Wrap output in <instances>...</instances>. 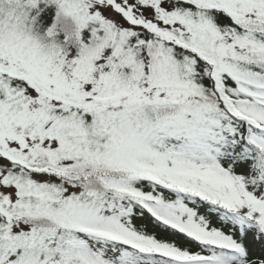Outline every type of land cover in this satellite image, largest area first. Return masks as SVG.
<instances>
[{
  "label": "snow or ice",
  "instance_id": "snow-or-ice-1",
  "mask_svg": "<svg viewBox=\"0 0 264 264\" xmlns=\"http://www.w3.org/2000/svg\"><path fill=\"white\" fill-rule=\"evenodd\" d=\"M0 264H264V0H0Z\"/></svg>",
  "mask_w": 264,
  "mask_h": 264
}]
</instances>
